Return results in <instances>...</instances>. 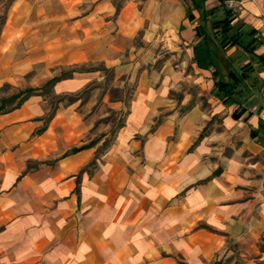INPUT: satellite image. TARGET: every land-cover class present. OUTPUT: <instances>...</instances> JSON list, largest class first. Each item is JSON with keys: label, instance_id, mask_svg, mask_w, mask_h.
Instances as JSON below:
<instances>
[{"label": "crops", "instance_id": "crops-1", "mask_svg": "<svg viewBox=\"0 0 264 264\" xmlns=\"http://www.w3.org/2000/svg\"><path fill=\"white\" fill-rule=\"evenodd\" d=\"M213 1L196 7L190 0L186 9L172 1L157 13L146 36L166 34L161 46L172 51L160 70L167 77L205 82L220 105H235L222 132L203 135L193 151L184 153L197 135L196 123L186 118L177 127L173 119L166 120L148 136L144 162L125 149L112 151L101 180L93 184L96 192L79 205L72 192L78 184L74 175L87 152L63 155L58 177L63 180L58 187L42 186L47 198L53 190L68 195L63 213L52 219L28 201L35 185L25 180L11 184L15 166L11 157L0 158V226L12 231L0 233L3 263L177 264L173 255L184 248L197 263L229 243L249 245L263 235L264 120L259 118L262 107L252 103L255 96L264 97V0H235L236 9L227 0H222L226 5ZM225 9L231 10L230 24L242 33V43L255 39L252 53L221 42L220 24L213 20L224 18ZM232 72L240 80L233 96L215 95V82L231 79ZM163 87L141 85L133 105L134 128L149 125L153 111L162 107ZM240 95L249 106L241 104ZM183 186L190 187L179 195ZM180 224L187 231L178 241Z\"/></svg>", "mask_w": 264, "mask_h": 264}, {"label": "rangeland", "instance_id": "rangeland-1", "mask_svg": "<svg viewBox=\"0 0 264 264\" xmlns=\"http://www.w3.org/2000/svg\"><path fill=\"white\" fill-rule=\"evenodd\" d=\"M172 1L0 0V103L23 93L6 101L0 113V158L11 157L15 166L11 184L25 180L35 185L28 201L36 212L51 219L63 213L68 195L53 190L47 198L42 186L58 187L65 154L87 152L74 175L78 184L72 192L79 205L96 192L93 184L101 180L112 151L125 149L144 162L148 136L166 120L173 119L177 127L186 118L196 123L197 135L184 153L193 151L203 135L222 132L235 105H220L205 82L167 77L160 70L172 51L161 46L166 34L146 36L157 13ZM178 1L185 9L191 5ZM232 1L228 7L236 9ZM144 84L156 90L164 86L163 105L153 111L149 125L134 128L133 105ZM239 97L247 105L246 97ZM263 100L257 95L252 104L260 108ZM230 129L226 126L227 133ZM189 187L183 186L179 195ZM181 225L178 241L187 231ZM2 232L12 231L0 226ZM234 245L197 263L185 248L173 258L177 264H264V233L249 245ZM5 256L0 251V264Z\"/></svg>", "mask_w": 264, "mask_h": 264}, {"label": "trees", "instance_id": "trees-1", "mask_svg": "<svg viewBox=\"0 0 264 264\" xmlns=\"http://www.w3.org/2000/svg\"><path fill=\"white\" fill-rule=\"evenodd\" d=\"M191 1L194 6L198 7L200 6V3L203 0H191ZM225 11H226L225 12L226 15L224 18L220 20H217V19L213 20V23L220 24V27L217 30V35L221 37V42H223L224 44L235 43V44L241 45L246 51L252 53L253 51L252 44L254 43L255 39L252 37L251 40L248 41L247 43H242V40H241L242 33L237 32L236 27L230 24V21L232 19L231 10L225 9ZM186 16L189 18L193 17L189 9H187ZM252 32L253 30H250L249 34H252ZM246 66L247 64L244 65L243 68H245ZM232 75L233 77H231V79L227 81L217 80L215 82V89H214L215 95L220 96L225 99H230L233 96L238 84L240 83V80L239 78L235 76L233 72H232ZM238 91L240 90L238 89ZM26 92H30V90H27ZM21 94L23 93L15 94L7 100L3 99L2 102L0 103V113L5 111L4 103L6 101L13 100V98H18L21 96ZM74 150H77V149H74Z\"/></svg>", "mask_w": 264, "mask_h": 264}, {"label": "built area", "instance_id": "built-area-1", "mask_svg": "<svg viewBox=\"0 0 264 264\" xmlns=\"http://www.w3.org/2000/svg\"><path fill=\"white\" fill-rule=\"evenodd\" d=\"M228 6H229V7H233V6H234V3H233L232 0H229V1H228ZM261 105H262V109H261L260 112H259V118H260L261 120H264V100L262 101Z\"/></svg>", "mask_w": 264, "mask_h": 264}]
</instances>
